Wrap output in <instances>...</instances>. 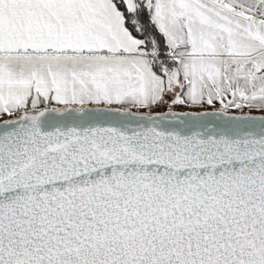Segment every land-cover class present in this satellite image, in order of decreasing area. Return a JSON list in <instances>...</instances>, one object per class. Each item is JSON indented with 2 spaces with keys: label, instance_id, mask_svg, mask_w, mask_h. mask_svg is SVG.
Wrapping results in <instances>:
<instances>
[{
  "label": "snow or ice",
  "instance_id": "6c2138e0",
  "mask_svg": "<svg viewBox=\"0 0 264 264\" xmlns=\"http://www.w3.org/2000/svg\"><path fill=\"white\" fill-rule=\"evenodd\" d=\"M0 264H264V0H0Z\"/></svg>",
  "mask_w": 264,
  "mask_h": 264
}]
</instances>
